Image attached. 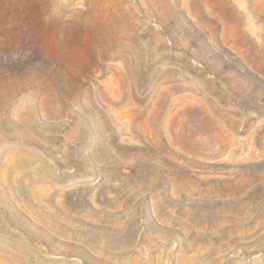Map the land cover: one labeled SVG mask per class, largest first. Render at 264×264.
<instances>
[{"label":"rangeland","instance_id":"1","mask_svg":"<svg viewBox=\"0 0 264 264\" xmlns=\"http://www.w3.org/2000/svg\"><path fill=\"white\" fill-rule=\"evenodd\" d=\"M0 264H264V0H0Z\"/></svg>","mask_w":264,"mask_h":264},{"label":"bare ground","instance_id":"2","mask_svg":"<svg viewBox=\"0 0 264 264\" xmlns=\"http://www.w3.org/2000/svg\"><path fill=\"white\" fill-rule=\"evenodd\" d=\"M214 2V4L217 6V7H224V0H212ZM257 9H262L261 7H257Z\"/></svg>","mask_w":264,"mask_h":264}]
</instances>
